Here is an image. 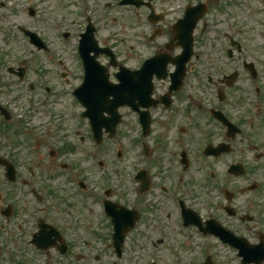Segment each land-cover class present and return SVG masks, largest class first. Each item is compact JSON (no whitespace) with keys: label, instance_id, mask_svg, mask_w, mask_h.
I'll use <instances>...</instances> for the list:
<instances>
[{"label":"flooded vegetation","instance_id":"flooded-vegetation-1","mask_svg":"<svg viewBox=\"0 0 264 264\" xmlns=\"http://www.w3.org/2000/svg\"><path fill=\"white\" fill-rule=\"evenodd\" d=\"M7 1L14 6L11 15L24 16L19 29L26 43L28 32L46 48L63 45L56 29L62 30L63 39L67 34L64 40L73 48L82 34L88 36L86 48L98 51L97 75L103 71L112 83L120 82L116 74L139 82L143 62L155 60L148 71L152 85L148 106L140 105L135 91L136 109L118 110L115 160L113 144L105 135L93 145L87 123L75 124L74 130L57 123L55 100L74 102L62 112L72 121V113L82 111L71 93H61V86L52 82L48 92L33 94L40 89L33 87L26 93L46 101V110L54 112L37 127L25 123L28 114L18 130L17 124L3 125L14 139L7 147L0 143V264H119L122 258L106 260L108 250L114 256L109 249L110 214L124 215L125 208L132 211L128 215L134 229L129 234L135 233L137 253L139 243L162 245L168 253L167 244L188 245L195 236L215 245L214 250L232 251L240 264L235 251L222 243L219 227L245 247L260 245L264 251V84L259 86L262 96L245 98L247 111L236 115L239 76L229 61L235 56L244 65L243 50L233 54L235 48H230L229 58L219 62L221 48H213L216 55L206 69L204 48H198L199 24L192 48L184 53L183 40L173 29L180 16L171 10L182 12L172 6L174 0ZM47 3L59 12L52 13ZM198 3L205 5L207 15L209 4ZM48 63L59 70L60 61ZM19 66L24 68L20 82L24 83L30 66L27 61ZM4 75L16 79L0 61V84ZM58 75L74 91L83 77L78 56L74 76L60 71ZM125 89L140 91V86ZM40 115L43 112L32 118ZM65 128L75 140H64L70 135L62 133ZM126 133H133L131 144ZM219 146L221 151L215 150ZM233 165L236 169L229 173ZM200 255L202 261V251ZM218 257L213 253L214 264H220Z\"/></svg>","mask_w":264,"mask_h":264},{"label":"rangeland","instance_id":"rangeland-1","mask_svg":"<svg viewBox=\"0 0 264 264\" xmlns=\"http://www.w3.org/2000/svg\"><path fill=\"white\" fill-rule=\"evenodd\" d=\"M172 4L174 7L180 5V1ZM192 1H203L205 4H209L210 11L206 15L207 21L212 23L211 32H208L209 38H203V42L207 45L206 48H220L223 44L229 47L228 38H231L232 41L242 46V48H249L252 54L256 57H260L258 62L255 65V68L263 71L262 63L264 61V31L262 22H264V2L261 3L259 0H192ZM41 5V4H40ZM50 7L52 13H58V8H54L50 4H46ZM13 3H8L4 7L0 8V60L5 64H15L16 61H20L27 55L29 56V61L27 62L30 66V72L27 75V80L24 83L16 82L15 84H8L6 81L0 84V102L6 100L11 104V107L15 108L18 113L28 114L26 117L25 123L30 126L37 127L38 121L39 125L46 121L45 116L51 115L54 112V109L46 110L45 102L43 100H31L27 95V89L25 83L35 82L40 84V81L45 77L49 82H52L55 86H61V93H65V90L70 88V86H65L63 80L59 79L58 71L48 63V61L60 60L66 66V77L74 76V60L72 57L73 48H51L48 54L38 53L36 55H30V53L25 56H21L23 53L21 35L17 29V25L24 21V16H13L11 15V10L13 9ZM73 12V8L71 7ZM171 12L174 16L178 15L176 10ZM213 32V33H212ZM203 37V36H202ZM213 42H212V41ZM235 48V47H233ZM216 53H212L208 57L206 62L210 65V62H213ZM217 55L221 57V53L217 51ZM243 57L246 58V62H252L249 57H246L242 53ZM223 61V57L219 62ZM235 65V63L233 64ZM239 71V77L237 81V91L234 92V99L237 102L236 115H240L238 112H241L245 107V98H250L249 88L247 86V76L244 72L241 71L240 64H236ZM54 70V73L52 71ZM48 71H51V75L47 74ZM57 72V73H56ZM43 75V76H42ZM4 77H6L4 75ZM8 80V79H7ZM262 83L264 84V73ZM57 103L55 105L56 114H57V123L66 127H71L74 130V121L70 120L67 117H63L62 112L70 107V102L68 99L65 100H55ZM49 107V106H48ZM34 113H32V111ZM38 112H43V116L40 115V119L32 118L33 114ZM61 115V116H60ZM18 120V119H17ZM1 126V125H0ZM63 130L65 136L64 140H75L72 134L67 129ZM2 129H4L2 127ZM0 130V143L5 144L7 147L8 141H13L12 133L9 131ZM37 132L39 129L37 128ZM126 138L132 143L133 133H126ZM120 137V131L117 129L115 138ZM108 157L110 158L111 146L108 144ZM2 150V149H1ZM135 235V234H134ZM134 246L136 247V237L134 240ZM203 246L200 239H197L195 236L192 239L190 245L184 246L181 250L182 264H197L199 257L197 258L194 253H197V248ZM137 248V247H136ZM131 247L133 254H130V249L126 251L123 259L119 264H175L172 260L171 255L167 253L165 247L160 245L157 248H152L149 244H138V250ZM99 250V245L97 246ZM206 252H213L218 258L220 264H237L236 261L226 260L228 252L224 251L222 248H216V250H206ZM151 253V254H150ZM139 254H143V257H139ZM150 255V256H149ZM149 256V257H148ZM112 254L108 250L107 262L111 260ZM180 264V263H179Z\"/></svg>","mask_w":264,"mask_h":264},{"label":"water","instance_id":"water-1","mask_svg":"<svg viewBox=\"0 0 264 264\" xmlns=\"http://www.w3.org/2000/svg\"><path fill=\"white\" fill-rule=\"evenodd\" d=\"M99 133H100V132H99V128H97V127L95 126V128H94V134H95V137H96L97 139H99V136H100ZM254 249H256V248H254ZM254 249H253V250H254ZM257 259H258V252H253L252 256L249 257V260H251V261H257ZM204 264H211V263H210V261H206Z\"/></svg>","mask_w":264,"mask_h":264}]
</instances>
